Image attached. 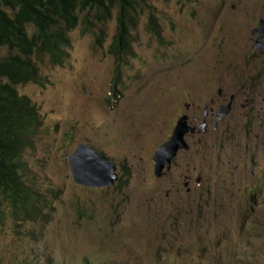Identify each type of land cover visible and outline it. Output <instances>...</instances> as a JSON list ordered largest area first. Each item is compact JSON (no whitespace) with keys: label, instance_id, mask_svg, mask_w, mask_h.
<instances>
[{"label":"rangeland","instance_id":"1","mask_svg":"<svg viewBox=\"0 0 264 264\" xmlns=\"http://www.w3.org/2000/svg\"><path fill=\"white\" fill-rule=\"evenodd\" d=\"M147 2L163 38L142 13L117 96L115 14L102 47L79 25L63 65L36 59L44 85L17 87L43 121L23 161L46 208L35 222L0 225L1 264H264V53L253 34L264 0ZM220 89L238 97L233 113L187 135L192 149L157 179V148L183 114L199 127L207 106L218 110ZM80 142L116 164L120 186L73 183Z\"/></svg>","mask_w":264,"mask_h":264},{"label":"trees","instance_id":"2","mask_svg":"<svg viewBox=\"0 0 264 264\" xmlns=\"http://www.w3.org/2000/svg\"><path fill=\"white\" fill-rule=\"evenodd\" d=\"M145 11L149 31L162 40L158 18L147 0H0V225L8 218L35 222L43 219L46 208L43 196L25 179L23 161L43 121L37 105L17 87L43 86L36 59L47 57L51 64L63 65L69 33L79 25L83 33H94L102 47L104 25L115 14L116 33L107 51L115 63L110 91L117 96L124 67L135 56L133 31Z\"/></svg>","mask_w":264,"mask_h":264},{"label":"water","instance_id":"3","mask_svg":"<svg viewBox=\"0 0 264 264\" xmlns=\"http://www.w3.org/2000/svg\"><path fill=\"white\" fill-rule=\"evenodd\" d=\"M253 34L258 35L254 40L256 49L264 53V19L261 20L259 27L253 31ZM262 39L263 41H260ZM219 93L222 94V90ZM233 100L234 97L228 105L221 108L216 127H218L221 119L231 112ZM186 107L188 108L189 105H186ZM188 121L189 116L187 114L182 115L177 121L170 138L156 150L153 161L154 173L158 179L167 176V172L172 170V162L179 155V151L190 148L185 138L189 133H196L197 127H191ZM201 128L207 132L208 124L206 122L201 124ZM69 165L73 183L83 188L109 189L115 186L119 178L116 164L85 142L78 143L69 155Z\"/></svg>","mask_w":264,"mask_h":264},{"label":"clouds","instance_id":"4","mask_svg":"<svg viewBox=\"0 0 264 264\" xmlns=\"http://www.w3.org/2000/svg\"><path fill=\"white\" fill-rule=\"evenodd\" d=\"M220 90H222V93H223V89H220ZM219 90V91H220ZM222 94H220L219 93V96H221ZM232 97H234V95L232 96ZM232 97H231V99H232ZM230 99V101L227 103V104H223V106H225V105H228L232 100ZM186 105H189V107L187 108L186 107ZM185 105V108L188 110V109H190V107H191V104H186ZM222 106V107H223ZM212 107V106H211ZM211 107H206V112H205V119L203 120V122L201 123V124H203V123H207L208 124V127L210 126V124H209V121H208V114H209V112L207 111V108L210 110V108ZM221 106L219 107V109L218 110H216L217 111V114H216V117H215V123H214V125H215V128L217 129L219 126H220V124H221V122L225 119V118H227L229 115H227L226 117H224L223 119H221V121L219 122V125H218V127H216V122H217V117H218V115H219V112H220V110H221V108H222ZM215 109H216V107H215ZM230 114V113H229ZM184 115V114H183ZM179 120V119H178ZM188 123H189V121H188ZM177 124V123H176ZM201 124L199 125V127L198 126H192L190 123H189V125L191 126V127H197V131H196V133L198 132V130L199 129H202L203 130V128H201ZM176 126V125H175ZM175 128V127H174ZM204 131V130H203ZM173 132V131H172ZM205 132V131H204ZM196 133H189L188 135H191L192 137L196 134ZM206 133V132H205ZM172 134V133H171ZM171 136V135H170ZM170 138V137H169ZM168 138V139H169ZM167 139V140H168ZM185 139H187V141H188V144H189V146H190V148L188 149V150H183V151H179L180 153H178L179 155L178 156H176L175 158H174V160H173V162H172V165H173V168H174V165H175V162L177 161V159H178V157L180 156V154L182 153V152H188V151H190L191 149H192V147H191V144H190V142H189V140H188V137L186 136V138ZM166 140V141H167ZM165 141V142H166ZM86 143V142H85ZM89 144V143H88ZM163 144V143H162ZM161 144V145H162ZM160 145V146H161ZM91 146V145H90ZM159 146V147H160ZM158 147V148H159ZM94 148V147H93ZM157 148V149H158ZM97 150V149H96ZM98 151V150H97ZM99 152V151H98ZM101 153V152H100ZM102 154V153H101ZM103 155V154H102ZM104 156V155H103ZM107 158V157H106ZM108 159V158H107ZM68 160H69V158H68ZM109 160V159H108ZM111 161V160H110ZM113 162V161H112ZM154 162V161H153ZM70 166V165H69ZM173 168H172V170H173ZM71 170V169H70ZM172 170L170 171V172H167V174H170L171 172H172ZM72 174V173H71ZM118 174V173H117ZM155 174V173H154ZM119 176V175H118ZM156 177V176H155ZM157 178V177H156ZM120 178H118V180H119ZM158 179V178H157ZM161 179V178H160ZM118 180L116 181V184H115V186H118V184H119V182H118ZM76 185V184H75ZM78 186V185H77ZM81 187V186H80ZM252 187V185L250 186V188ZM89 189H92V188H89Z\"/></svg>","mask_w":264,"mask_h":264},{"label":"flooded vegetation","instance_id":"5","mask_svg":"<svg viewBox=\"0 0 264 264\" xmlns=\"http://www.w3.org/2000/svg\"><path fill=\"white\" fill-rule=\"evenodd\" d=\"M226 98H227V95L225 94V92L223 91V93H222V95L221 96H219V99L220 100H222V101H224V104H227L228 102L227 101H225L226 100ZM232 100V99H231ZM239 99H238V97L236 96V95H234V100H233V105H232V110H231V112H230V114L231 113H233V111H234V108L236 107V103H237V101H238ZM215 106H216V102H214V104L212 105V107L210 108V110L207 108V111L209 112V114H208V121H209V119H215V117H216V114H217V111H216V109H215ZM222 107L223 106V104H221V105H219V107ZM243 107V106H242ZM191 108V107H190ZM244 108H245V105H244ZM219 109V108H218ZM230 114H229V116H230Z\"/></svg>","mask_w":264,"mask_h":264}]
</instances>
